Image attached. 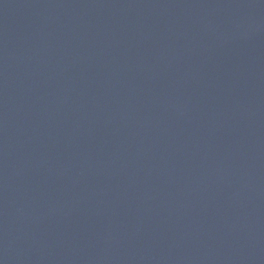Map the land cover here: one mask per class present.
Masks as SVG:
<instances>
[{
	"label": "water",
	"instance_id": "95a60500",
	"mask_svg": "<svg viewBox=\"0 0 264 264\" xmlns=\"http://www.w3.org/2000/svg\"><path fill=\"white\" fill-rule=\"evenodd\" d=\"M0 264H264V0H0Z\"/></svg>",
	"mask_w": 264,
	"mask_h": 264
}]
</instances>
